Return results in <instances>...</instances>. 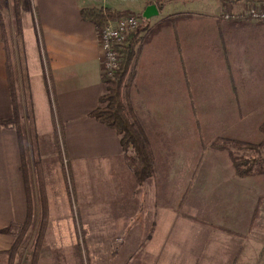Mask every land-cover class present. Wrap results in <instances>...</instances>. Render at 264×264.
<instances>
[{
  "label": "crops",
  "instance_id": "1",
  "mask_svg": "<svg viewBox=\"0 0 264 264\" xmlns=\"http://www.w3.org/2000/svg\"><path fill=\"white\" fill-rule=\"evenodd\" d=\"M124 1L20 0L14 56L0 11V122L13 118V84L21 127L0 123V256L31 212L25 241L45 220L37 264H264V174L237 177L213 147L262 141L264 20L246 18L249 1L216 0L141 17L126 91L154 156L140 185L116 131L90 116L107 85L99 27L80 14L151 5ZM57 125L56 151L45 142Z\"/></svg>",
  "mask_w": 264,
  "mask_h": 264
},
{
  "label": "trees",
  "instance_id": "2",
  "mask_svg": "<svg viewBox=\"0 0 264 264\" xmlns=\"http://www.w3.org/2000/svg\"><path fill=\"white\" fill-rule=\"evenodd\" d=\"M10 8L14 16L15 26L19 29L22 27L21 6L20 0H0V11ZM81 17L86 21L95 22L98 27L104 26L108 20H116L120 17L131 14L129 11H119L111 8L88 7L80 10ZM3 35L5 36V28L2 24ZM141 39L138 32L129 36V40L123 49V58L119 69L115 72L112 78L103 79L107 85V91L100 96V105L90 113L99 122L111 127L120 138V144L123 152L126 154L128 167L133 171L137 182L141 185L154 172V156L150 148L148 139L143 129L137 123L135 116L131 110L129 101L126 98V91L129 87L134 74V65L139 55ZM12 100H13V118L9 121H1L2 125H12L17 132L21 134L20 116L17 104V96L14 85L12 84ZM59 126H56V135ZM259 131L262 135V141L259 144H250L238 140H217L213 143V147L227 151L234 174L237 177H247L257 174H264V158L263 157H241L237 155V150L251 149L257 147L264 148V122L260 125ZM36 173L41 179V165L36 163ZM22 171L26 184L27 174L25 164L22 166ZM26 185V189L28 190ZM28 192V191H27ZM32 222L31 212L26 220L19 225L11 248L6 251L8 257L7 264H13L14 255L20 242L26 236L28 228ZM45 220H41V228L37 238L33 244L32 262L36 264L43 239V227Z\"/></svg>",
  "mask_w": 264,
  "mask_h": 264
},
{
  "label": "rangeland",
  "instance_id": "3",
  "mask_svg": "<svg viewBox=\"0 0 264 264\" xmlns=\"http://www.w3.org/2000/svg\"><path fill=\"white\" fill-rule=\"evenodd\" d=\"M191 1H195V2L198 3L199 1H211V0H149L148 4L149 5L150 4L151 5H156L160 9H162L165 4H170L172 6V8L176 9L178 7H181L182 5L189 4V2H191ZM216 1H231V2H238V1L245 2V1H249L248 4H249L250 7L253 6V5L261 6L262 3L264 4V0H216ZM129 3H130L129 0H125L124 1V4H129ZM20 12H21V19H22V27H21V29H19V28H17L15 26L14 16H13L12 10L10 8L4 9L2 11V15L4 17V21H5V24H6V34H5L6 39L9 41L10 44L14 45V48H13L14 54H13V56L16 54V52L19 53V55H20L21 52L25 51L24 45H22L23 42H24L23 41V39H24V37H23V31H24V28H23V26H24L23 25V14H22L21 10H20ZM143 13H144V11L143 12H139L138 16L143 17ZM131 14H133V13H131ZM45 143H46L45 147L52 146V148L54 150H56L60 146L59 138H58L57 135H56V142H55L56 144L55 143L54 144H49L48 142H45ZM255 146H257V145H255ZM236 153H237L238 156H241V157L254 155L253 157H263L264 158V148L260 149V147H257L254 150H251V149H240V150H237ZM53 161L54 160L52 158H50V156L48 158H46V162L49 163V164H52ZM32 223H33V220L31 222V224ZM19 225L20 224L17 223V222H14L13 225H12L13 229H14V238H15L17 232L19 231ZM14 238H13V241H14ZM24 238L20 242V245H19V247L17 248V250L15 252L13 264H31V262H32V258H33L32 257V255H33L32 254L33 244H34V241L37 238V234L34 235V239H33L34 241H32V242L25 241ZM13 241H12V243H13ZM79 253H80V255L82 254L83 259L85 260V252L82 251V252H79ZM39 255H40V252H39ZM39 255H38V259H39ZM8 257L9 256L7 254L5 255V257L4 256L3 257L0 256V260H1L0 264H4L3 263L4 259L6 260V264H7ZM38 259L36 260V264L38 263Z\"/></svg>",
  "mask_w": 264,
  "mask_h": 264
},
{
  "label": "built area",
  "instance_id": "4",
  "mask_svg": "<svg viewBox=\"0 0 264 264\" xmlns=\"http://www.w3.org/2000/svg\"><path fill=\"white\" fill-rule=\"evenodd\" d=\"M224 18L235 20L238 16L227 13ZM246 18L264 20V7L251 6L246 11ZM141 24L142 18L140 16L128 14L116 20H108L104 26L99 27V46L103 55V79L112 78L117 69H119L124 55V46L127 44L129 36L137 32Z\"/></svg>",
  "mask_w": 264,
  "mask_h": 264
},
{
  "label": "water",
  "instance_id": "5",
  "mask_svg": "<svg viewBox=\"0 0 264 264\" xmlns=\"http://www.w3.org/2000/svg\"><path fill=\"white\" fill-rule=\"evenodd\" d=\"M157 14H158V10H157L156 6L150 5L145 9V11L143 13V18L150 19L151 17H153Z\"/></svg>",
  "mask_w": 264,
  "mask_h": 264
}]
</instances>
